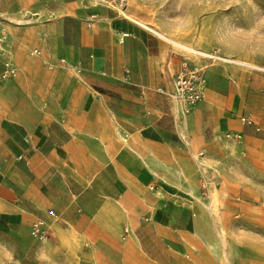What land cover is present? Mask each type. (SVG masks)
Returning a JSON list of instances; mask_svg holds the SVG:
<instances>
[{
  "label": "rangeland",
  "instance_id": "374dc122",
  "mask_svg": "<svg viewBox=\"0 0 264 264\" xmlns=\"http://www.w3.org/2000/svg\"><path fill=\"white\" fill-rule=\"evenodd\" d=\"M110 9L141 15L145 22L130 18L166 44L178 68L183 62L206 65L207 84L215 70L264 78V0H27L16 18L0 16V74L8 65L16 72L0 80V264H42L38 250L56 264H264V131L254 114L259 130L240 140L227 137L239 133L227 125L239 122L240 114L211 106L207 88L197 104H205L200 114L189 117L195 108L177 124L166 116L175 140L152 146L131 133L149 126L153 109L167 104L156 91L137 88L161 84L47 88L53 78L31 51L61 58L57 39L87 45ZM136 71L144 81L155 75L153 69ZM130 72L120 69L121 75ZM79 75L77 68L70 71L77 84ZM215 79L220 85L218 74ZM215 92L222 100L224 89ZM83 102L100 107L94 116L111 125L104 149L93 142L87 144L92 155L79 157L89 164L78 180L81 190L36 181L19 157L29 122H55L53 135L62 143L89 111ZM64 199L78 206L62 212L60 201L54 204ZM36 218L47 224L42 237L32 230Z\"/></svg>",
  "mask_w": 264,
  "mask_h": 264
},
{
  "label": "crops",
  "instance_id": "0c3cea01",
  "mask_svg": "<svg viewBox=\"0 0 264 264\" xmlns=\"http://www.w3.org/2000/svg\"><path fill=\"white\" fill-rule=\"evenodd\" d=\"M26 1L0 0V16L8 19L16 18ZM123 13L126 15H120L112 9L104 10L102 17L97 20V27L92 33L90 43L85 46L77 47L74 42L64 43L57 39L55 43L61 46V49H59L62 53L61 58H56L53 55L46 56L39 48L33 50H39L40 55L33 56L48 67L45 74L53 78L47 88H100L101 86L105 88L107 84L120 85L124 81L130 84H161L162 86L157 88H137L138 91L149 89L156 91L164 99L167 107H155L153 110L157 111V114L149 116L151 121L149 126H143L131 134H133V140L139 138L147 145L169 146L175 140L176 132L172 129V124L170 127L167 126L166 116H171L174 119L172 121L177 124V120L189 115L195 108L196 111L189 117L192 119L194 115L200 114L205 104L201 103L197 106V103L188 114L181 112L170 95L173 75L179 68L174 61L168 59L166 44L153 36L144 26L131 19L135 18L145 22L141 15L134 11H127V9ZM123 34L126 35L122 36ZM242 64L251 67L248 64ZM121 67H128L131 72L127 75H124V73L121 75ZM203 67L206 77L203 96L209 88L208 100L209 103H212L211 106L216 108L224 105V108L231 115L240 114L239 122L236 120L230 121L227 126L239 130L242 136H249L248 132L250 130H259L258 127H255V124L258 125V123L253 124L251 121V124H247L241 121V118L247 117L250 119V117L253 118L252 115L254 114L257 121L260 120L261 126L259 127L264 131V78L259 74L248 75L245 72L233 71L232 69L215 70L210 74L207 84V66L204 65ZM75 68L80 72L78 84L70 76V71L73 70L74 72ZM137 69H143L144 72H150L153 69L155 75L150 78L144 77V81L142 76L138 75ZM162 71L165 73L163 76H161ZM216 74L220 76V85L215 81ZM233 75L235 76L233 77ZM9 79L1 81L6 82ZM45 85L47 84L44 81L40 88H45ZM216 88L224 89L225 94L222 100L216 98ZM83 105L89 111L86 112L85 117H81L73 123L74 126H70V136L61 141L62 143H58L53 135L55 133V122L48 124L42 118L29 122L32 127L26 129L25 132V143L23 145L25 158L22 155L19 157L24 160L26 165H31L33 172L38 177L36 181L41 182L51 179L56 184L69 183L75 189L81 190L78 180H82V177L85 179L86 166L89 164L86 160L81 161L79 157H90L92 155L89 152L91 149L87 148V144L92 146L93 142H95L98 150L104 149L105 139L108 137V135L105 136L104 130L105 127L111 125V122H108L105 117L94 116L95 112L92 110L95 108L101 109L100 107L97 105L89 107L87 102L86 104L83 102ZM211 106L209 105V107ZM253 107H255L253 111H248L249 108ZM248 112L250 114H247ZM99 113L102 115V112H96V114ZM70 161L72 162L70 163ZM93 166L96 168L102 167L100 164ZM114 169L116 168L112 165V170L114 171ZM95 177L96 175L93 180ZM58 201H60L59 205ZM62 202H64L63 205ZM54 205L63 206L62 212H72L78 206L77 202L65 199L55 201ZM38 219L43 220L42 229L44 231L47 226L44 219L36 218L32 224Z\"/></svg>",
  "mask_w": 264,
  "mask_h": 264
},
{
  "label": "built area",
  "instance_id": "2783aa9c",
  "mask_svg": "<svg viewBox=\"0 0 264 264\" xmlns=\"http://www.w3.org/2000/svg\"><path fill=\"white\" fill-rule=\"evenodd\" d=\"M126 34H123L124 36ZM32 55H40L39 50H32ZM63 61V60H61ZM16 75L15 68L11 65L7 66L0 74V80H7ZM206 86V77L204 67L202 65H188L183 62L180 64L179 69L175 72L172 79V92L171 98L180 108L183 114H188L202 100L203 91ZM241 121L251 124V120L247 117H242ZM234 140L242 138L241 133L227 134ZM43 220L38 219L32 224V230L36 235L44 236L42 226Z\"/></svg>",
  "mask_w": 264,
  "mask_h": 264
},
{
  "label": "bare ground",
  "instance_id": "6f19581e",
  "mask_svg": "<svg viewBox=\"0 0 264 264\" xmlns=\"http://www.w3.org/2000/svg\"><path fill=\"white\" fill-rule=\"evenodd\" d=\"M124 15H126L125 13H123ZM137 24H141L139 21H137V20H134ZM154 33L156 34V35H158V36H160V37H162V38H164V39H167V41L169 40V41H171L173 44H175L176 46H179V47H181V48H185V49H188V50H190V49H192V48H190L189 46H187V45H184V44H182V43H180V42H177V41H174V40H171L168 36H165L164 34H162V33H160V32H158L157 30H155L154 29ZM193 50V49H192ZM196 53H198V52H196ZM260 69V68H259Z\"/></svg>",
  "mask_w": 264,
  "mask_h": 264
},
{
  "label": "clouds",
  "instance_id": "9594fccd",
  "mask_svg": "<svg viewBox=\"0 0 264 264\" xmlns=\"http://www.w3.org/2000/svg\"><path fill=\"white\" fill-rule=\"evenodd\" d=\"M38 260L42 262V264H56V262L49 256L46 252L38 250Z\"/></svg>",
  "mask_w": 264,
  "mask_h": 264
}]
</instances>
